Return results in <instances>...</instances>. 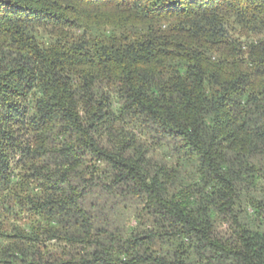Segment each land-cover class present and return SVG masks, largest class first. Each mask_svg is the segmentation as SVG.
I'll return each instance as SVG.
<instances>
[{"label": "trees", "instance_id": "1", "mask_svg": "<svg viewBox=\"0 0 264 264\" xmlns=\"http://www.w3.org/2000/svg\"><path fill=\"white\" fill-rule=\"evenodd\" d=\"M0 264H264V0H0Z\"/></svg>", "mask_w": 264, "mask_h": 264}]
</instances>
